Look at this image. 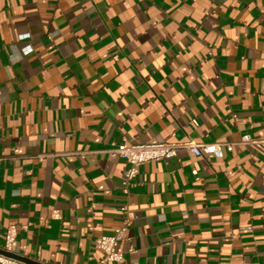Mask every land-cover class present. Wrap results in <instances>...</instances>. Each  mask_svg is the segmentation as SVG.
I'll use <instances>...</instances> for the list:
<instances>
[{
  "label": "crops",
  "instance_id": "0c3cea01",
  "mask_svg": "<svg viewBox=\"0 0 264 264\" xmlns=\"http://www.w3.org/2000/svg\"><path fill=\"white\" fill-rule=\"evenodd\" d=\"M0 121V248L16 224L43 264H264V147L180 149L128 192L109 152L264 138V0H0Z\"/></svg>",
  "mask_w": 264,
  "mask_h": 264
},
{
  "label": "built area",
  "instance_id": "2783aa9c",
  "mask_svg": "<svg viewBox=\"0 0 264 264\" xmlns=\"http://www.w3.org/2000/svg\"><path fill=\"white\" fill-rule=\"evenodd\" d=\"M1 122V121H0ZM236 144L256 145L264 147V138H257L251 134H245L238 142H197L189 138L181 142H154V143H113L109 152L115 156L123 157L127 160L128 166L124 172L123 190L129 191V188L135 184L138 175V167L146 162L169 160L177 156L180 149H186L196 155L207 159L222 158L225 152H231ZM44 155H38L42 159ZM124 213L128 212V205L122 207ZM54 218H60L59 211L55 210L52 214ZM130 218L124 220L122 226L115 229L112 234L101 235L96 239V246L105 252V259L114 263H123L125 260V250L123 243L125 241V232L130 224ZM18 235V226L11 224L5 232L3 250L15 252L13 244ZM0 264H30L18 258L3 254L0 252Z\"/></svg>",
  "mask_w": 264,
  "mask_h": 264
},
{
  "label": "water",
  "instance_id": "95a60500",
  "mask_svg": "<svg viewBox=\"0 0 264 264\" xmlns=\"http://www.w3.org/2000/svg\"><path fill=\"white\" fill-rule=\"evenodd\" d=\"M0 252L3 253V254L9 255V256L18 258V259H20V260H22V261H24L26 263H30V264H43V263H40L38 261H35L34 259H30L29 257L19 255V254L15 253V252L5 251L2 248H0Z\"/></svg>",
  "mask_w": 264,
  "mask_h": 264
}]
</instances>
